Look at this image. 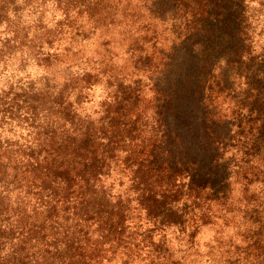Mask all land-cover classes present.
<instances>
[{
	"label": "trees",
	"instance_id": "obj_1",
	"mask_svg": "<svg viewBox=\"0 0 264 264\" xmlns=\"http://www.w3.org/2000/svg\"><path fill=\"white\" fill-rule=\"evenodd\" d=\"M241 3L59 0L57 30L0 41V58L60 45L37 65L101 64L117 85L98 122L67 100L92 74L0 99L37 144H0V264H264V70L231 41Z\"/></svg>",
	"mask_w": 264,
	"mask_h": 264
},
{
	"label": "clouds",
	"instance_id": "obj_2",
	"mask_svg": "<svg viewBox=\"0 0 264 264\" xmlns=\"http://www.w3.org/2000/svg\"><path fill=\"white\" fill-rule=\"evenodd\" d=\"M253 8H259V0H246ZM59 0H0V7L4 9L0 12V41L5 38L12 42L18 30L23 29L27 33V39H33L34 34L46 30H57L58 23L66 19V13L62 7L58 6ZM75 17L76 12L71 13ZM264 20V16L261 17ZM43 24L44 28L39 26ZM91 47L96 46V37L91 41L86 42ZM64 46H69L65 41ZM50 48L48 44L41 42V52L36 53L34 49L25 47L20 51H16L11 55H4L0 58V99H10L13 92H21L26 89L27 84L34 82L36 89H43V81L41 77H50V82L55 84L54 93L59 92L65 84L69 82L71 76L82 78L87 74L96 76L89 86L83 89L77 88L70 90L67 100L73 105V111L83 119H91L98 122L105 115V104L115 103V94L117 85L109 84L112 78L109 74H104L103 65L96 64L95 66L85 63L80 60L76 65L68 63H57L54 66L45 68L37 65V56L48 55L55 53L57 48ZM98 60L99 58H94ZM25 63V67L21 70V62ZM67 69V71H65ZM8 95L5 96L4 94ZM83 96L82 102L77 103V97ZM27 112H20L16 118L0 110V144L5 142H18L20 144H29L33 148L37 147L34 142L36 129L30 127L28 122H25L24 117L28 116ZM44 113L40 114L38 124H44ZM70 127V125H69ZM207 235L204 239H211L214 233L205 229ZM5 248V255L9 251Z\"/></svg>",
	"mask_w": 264,
	"mask_h": 264
},
{
	"label": "rangeland",
	"instance_id": "obj_3",
	"mask_svg": "<svg viewBox=\"0 0 264 264\" xmlns=\"http://www.w3.org/2000/svg\"><path fill=\"white\" fill-rule=\"evenodd\" d=\"M259 2L260 7L253 8L249 3H246V0L242 1L240 5L243 18L241 23L242 35L239 38L231 39V41L237 45L250 42L257 55L253 65L264 70V20H261V17L264 16V0H259ZM242 81L243 79H240V82ZM205 229L213 233L209 227ZM205 229L201 233L202 238L207 235Z\"/></svg>",
	"mask_w": 264,
	"mask_h": 264
},
{
	"label": "flooded vegetation",
	"instance_id": "obj_4",
	"mask_svg": "<svg viewBox=\"0 0 264 264\" xmlns=\"http://www.w3.org/2000/svg\"><path fill=\"white\" fill-rule=\"evenodd\" d=\"M242 1H244V0H242Z\"/></svg>",
	"mask_w": 264,
	"mask_h": 264
}]
</instances>
